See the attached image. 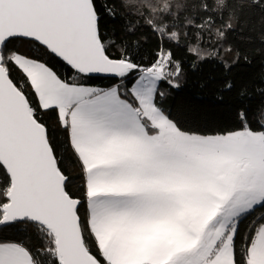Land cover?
Instances as JSON below:
<instances>
[{"label":"snow or ice","instance_id":"1","mask_svg":"<svg viewBox=\"0 0 264 264\" xmlns=\"http://www.w3.org/2000/svg\"><path fill=\"white\" fill-rule=\"evenodd\" d=\"M117 6L145 21L127 35L159 34L149 64L104 34ZM243 7L0 0V264H264V216L241 231L264 209V101L241 102L234 127L206 134L165 109L160 90L178 87L172 46L194 41L186 50L203 59L202 37L226 43ZM225 50L229 71L246 59Z\"/></svg>","mask_w":264,"mask_h":264},{"label":"trees","instance_id":"2","mask_svg":"<svg viewBox=\"0 0 264 264\" xmlns=\"http://www.w3.org/2000/svg\"><path fill=\"white\" fill-rule=\"evenodd\" d=\"M239 2L244 4L239 11L240 28L229 33L226 43L210 41L208 36L204 35L199 43L203 59H198L186 50L189 44L196 46L194 41L182 39L180 46H172L174 59L180 62L182 71L178 77L172 78L178 87L161 83L160 90L164 93L163 107L174 113L182 112L186 127L192 130L210 134L232 128V113L241 102L246 106L256 107L264 101V97L259 94L260 89L264 87V11L261 8L249 7L251 0ZM114 11L116 19L105 15L101 21L104 34L117 43L126 42L136 49L134 58L138 63L149 64L153 60L159 34L154 36L145 27L138 30L135 36L127 35L131 23L144 24L145 21L137 16L134 9L121 10L117 6ZM216 23L218 27L219 21ZM182 31L188 29L185 27ZM226 44H231L234 49L239 48L246 56V59L232 67L231 71L225 61L232 62L234 53L229 54L225 50ZM226 80L235 82L236 87L231 91L225 90L223 85ZM90 83L104 87L110 81L96 79ZM241 84L247 87V96L242 97L239 94ZM46 119L49 120L50 126L55 128L54 117ZM60 139H63L62 135ZM261 216H264V209L258 208L252 216L244 219L241 231H246L250 224Z\"/></svg>","mask_w":264,"mask_h":264},{"label":"rangeland","instance_id":"3","mask_svg":"<svg viewBox=\"0 0 264 264\" xmlns=\"http://www.w3.org/2000/svg\"><path fill=\"white\" fill-rule=\"evenodd\" d=\"M97 86V85H96Z\"/></svg>","mask_w":264,"mask_h":264}]
</instances>
